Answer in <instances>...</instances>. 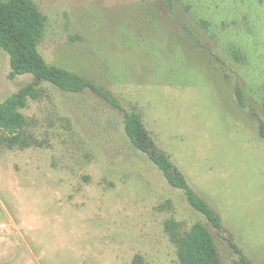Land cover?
I'll use <instances>...</instances> for the list:
<instances>
[{
	"label": "rangeland",
	"instance_id": "1",
	"mask_svg": "<svg viewBox=\"0 0 264 264\" xmlns=\"http://www.w3.org/2000/svg\"><path fill=\"white\" fill-rule=\"evenodd\" d=\"M31 1L46 62L84 75L122 109L90 88L40 82L20 142L0 129V264H179L196 222L221 264L239 258L230 241L264 264V0ZM9 71L0 48V102L35 80ZM131 110L220 231L132 146Z\"/></svg>",
	"mask_w": 264,
	"mask_h": 264
},
{
	"label": "trees",
	"instance_id": "2",
	"mask_svg": "<svg viewBox=\"0 0 264 264\" xmlns=\"http://www.w3.org/2000/svg\"><path fill=\"white\" fill-rule=\"evenodd\" d=\"M43 33L44 18L31 0H0V48L9 56L8 77L14 79L19 75L31 74L35 78L0 102V129L7 133V142L11 145L20 142V133L26 122L22 111L30 100L39 97L40 82H47L70 93H80L90 88L112 107L122 109L115 98L84 75L46 62L38 48ZM237 91L239 96V88ZM123 118L124 132L132 146L146 154L167 182L183 191L188 204L210 226L220 231V217L188 183L185 175L170 158L156 146L138 112L124 111ZM259 133L264 138V122L259 126ZM165 228L171 235L176 234L174 221H167ZM230 245L239 254L235 264H251L235 243L230 241ZM178 259L179 264H221L212 234L204 223L196 222L190 227L178 246ZM135 262L139 263L138 259Z\"/></svg>",
	"mask_w": 264,
	"mask_h": 264
}]
</instances>
